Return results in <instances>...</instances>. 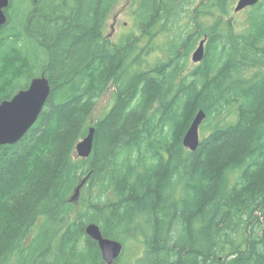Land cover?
I'll return each mask as SVG.
<instances>
[{
	"label": "trees",
	"instance_id": "trees-1",
	"mask_svg": "<svg viewBox=\"0 0 264 264\" xmlns=\"http://www.w3.org/2000/svg\"><path fill=\"white\" fill-rule=\"evenodd\" d=\"M119 1L6 10L0 102L42 75L51 93L26 135L0 146V264H107L91 222L123 243L116 264H264V0L240 32L225 19L235 0H133L137 29L112 40ZM200 110L192 151L183 139ZM91 127L93 151L78 157Z\"/></svg>",
	"mask_w": 264,
	"mask_h": 264
},
{
	"label": "water",
	"instance_id": "water-1",
	"mask_svg": "<svg viewBox=\"0 0 264 264\" xmlns=\"http://www.w3.org/2000/svg\"><path fill=\"white\" fill-rule=\"evenodd\" d=\"M260 0H238L235 12L256 5ZM11 0H0V28L8 22L6 10ZM206 38L202 39L194 50L192 60L199 63L205 56ZM51 93V86L46 76L34 77L28 87L19 90L11 98L0 102V146L15 144L38 121ZM206 113L200 110L187 130L183 143L194 151L201 142L200 128L206 118ZM96 128L91 127L89 133L76 146L78 157H89L94 148ZM87 178L76 188L72 200L77 199ZM86 233L97 240L105 262L116 264L122 255L124 245L118 239L105 236L99 224L91 222L86 227Z\"/></svg>",
	"mask_w": 264,
	"mask_h": 264
},
{
	"label": "rangeland",
	"instance_id": "rangeland-1",
	"mask_svg": "<svg viewBox=\"0 0 264 264\" xmlns=\"http://www.w3.org/2000/svg\"><path fill=\"white\" fill-rule=\"evenodd\" d=\"M201 0H192L193 5H198ZM238 0L234 1L233 9H235V6L237 4ZM136 8V4L133 6V0H120L119 4L116 6V8L111 13V16L108 20L105 33L112 39L117 40L120 38L123 34L129 33L133 30H136L137 27L135 25V21L133 18V10ZM248 15H249V9L235 12L233 10V13L231 16L227 15L225 16L226 20H230L233 24L234 30L240 32L248 23ZM190 18L188 16H183L182 20L178 23L179 30H183L185 26L187 25V21ZM205 24H211L210 20H204ZM167 40V37L164 35H161L158 38V42L163 46L162 43ZM202 40V39H201ZM199 40V43L200 41ZM199 43H197L195 49L198 47ZM194 49V50H195ZM194 52V51H193ZM193 52L190 54V62L192 65L195 64L192 60ZM166 53L164 50H155V53L152 58L156 59L159 57H165ZM110 104L112 105V91L111 89L106 92L102 98L99 100V103L97 105V108L94 112V117L98 118L101 115L104 114V112L110 108ZM202 132L200 129V136L202 137ZM128 254L127 257H136L137 254L135 253V247L134 244L129 245V249L127 250Z\"/></svg>",
	"mask_w": 264,
	"mask_h": 264
},
{
	"label": "flooded vegetation",
	"instance_id": "flooded-vegetation-1",
	"mask_svg": "<svg viewBox=\"0 0 264 264\" xmlns=\"http://www.w3.org/2000/svg\"><path fill=\"white\" fill-rule=\"evenodd\" d=\"M250 7H252V6H250ZM250 7H247V8H245V9H243V10L249 9ZM243 10H241V11H243ZM239 12H240V11H239Z\"/></svg>",
	"mask_w": 264,
	"mask_h": 264
}]
</instances>
